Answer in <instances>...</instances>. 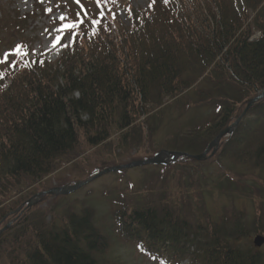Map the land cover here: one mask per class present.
I'll return each mask as SVG.
<instances>
[{"label": "trees", "instance_id": "trees-1", "mask_svg": "<svg viewBox=\"0 0 264 264\" xmlns=\"http://www.w3.org/2000/svg\"><path fill=\"white\" fill-rule=\"evenodd\" d=\"M81 2L85 14L71 1L60 6L74 23L73 39L55 62L0 52V225L12 217L0 233V264H120L111 254L116 243L133 245L151 264H264V248L249 238L264 234L263 212H228L216 221L189 216L171 190L157 191V180L116 192L108 226L85 205H63L56 215L51 209L48 219L28 214L34 209L17 190L48 175L63 156L113 148L114 134L120 145L113 150L150 145L163 108L176 109L173 119L198 108L186 124H162L170 130L162 145L199 153L264 89V0H150L141 10L129 0ZM116 6L128 24L111 15ZM25 18L16 16L6 32L21 46L28 42ZM220 142L216 159L263 168L264 99ZM203 160L180 155L146 166L157 167L161 179L183 161L197 175ZM15 196L21 198L7 204ZM256 197L264 203V189Z\"/></svg>", "mask_w": 264, "mask_h": 264}, {"label": "rangeland", "instance_id": "rangeland-1", "mask_svg": "<svg viewBox=\"0 0 264 264\" xmlns=\"http://www.w3.org/2000/svg\"><path fill=\"white\" fill-rule=\"evenodd\" d=\"M64 1L0 0V50H2L3 55L6 56L12 53V47H17V42L19 41L17 38H8L6 36L7 29L15 26L13 21L16 15L28 14L27 23L29 27L24 34L25 39L28 40L26 45L29 52L28 56H37L41 59L55 62L60 57L64 50L63 48L71 40L67 27L60 26L62 23H59L60 21L64 22L66 17L65 10L60 8V6L64 5ZM129 1L135 9L141 10L147 7L150 0ZM36 8L34 17L32 14ZM114 9L111 10V15L128 24L129 20L126 17L124 8L116 6ZM256 35L254 34L252 38L256 37ZM75 95L78 94L75 93ZM262 99L264 97L260 100ZM250 107L246 105L239 114V111H237L235 113V115L238 114L236 118L240 117L244 111L243 116H245ZM163 109L165 121L162 124L175 120L176 127L186 124L187 121L194 120L200 114V111L196 108L195 110L192 109L191 114H185V116L173 119L170 114L177 113L176 109ZM153 110L159 109L154 108ZM153 110L151 112H154ZM162 124L153 132L154 135L153 137L151 136L152 141L150 145H147L145 142L139 148H125L124 150L116 148L113 150L114 146L117 145V141H115L117 134H114L109 139V142L113 141V148L111 144L104 147L103 145L106 143L101 146L80 148L81 152L77 157L63 156L55 164V169L42 179L35 181L26 180V185L19 187L17 191L18 193L24 192L21 197L28 198L29 202L28 206H26L34 209L30 210L28 214L33 216V213L43 212L48 219L47 212H51V209L54 211L53 214L56 215L64 210L63 205H72L75 209L82 208L85 205L87 209L93 212V216L99 224L106 226L111 223L112 207L114 206L111 200L117 199L116 192L122 193L123 189L128 191L144 190L145 186L151 184L148 182L154 180H157L153 183V186L157 187V191L160 189L159 186H161L160 193L162 190H171L174 195L180 198L177 201L178 208L181 211H185L184 213L188 212L189 216L196 218L200 216L201 218L204 215V219L216 221L217 217L222 218L228 212L234 215L239 211H246L249 217L260 211L264 213V203H258L256 197L258 196L259 188L264 189V167L255 168L239 164L236 162L237 160L216 159L222 147L220 139L224 135L219 139L217 145L211 146L206 152L204 162L202 163L203 167H201L203 170L197 175H189L192 169H185L187 168L185 165H188L186 161L175 164L171 169L172 171L169 174L167 173V178L163 177L161 179L157 178V173H159L157 172L158 168L151 166H132L126 168L125 171H107L103 173V169L105 168L111 169L116 165L130 163L131 161L149 159L154 156L153 152L156 149L164 148L166 151H176L174 149H166L162 145L167 141V131H170L169 129L162 128ZM231 124L229 125L231 126ZM235 127L236 125L228 133H231ZM109 142L107 141V143ZM154 144L158 148H155ZM182 152L188 154L197 153L195 150H185ZM118 153L120 154L119 156L117 155ZM200 153H203V151L197 154ZM110 155L112 157H109ZM108 157L110 161H104ZM181 164L184 165L182 168ZM180 168L182 171H180ZM191 183L193 189L186 194L183 189L189 187ZM29 184H31V187H27ZM57 187L66 190V194H45L46 191ZM195 187L197 188L196 190H194ZM21 197H10L7 204L11 200ZM11 218L7 219L4 225ZM4 225H0V228L4 227ZM256 235L264 236L263 233L253 234L249 237L252 242ZM112 247V257L117 260L119 259L120 264H151L137 252L133 245L116 243ZM258 248H264V244ZM185 263L182 262V264Z\"/></svg>", "mask_w": 264, "mask_h": 264}, {"label": "water", "instance_id": "water-1", "mask_svg": "<svg viewBox=\"0 0 264 264\" xmlns=\"http://www.w3.org/2000/svg\"><path fill=\"white\" fill-rule=\"evenodd\" d=\"M263 97H264V89L255 98L250 99L248 104H247V106L250 107L254 102H256V101L258 102V100H260ZM244 112L242 113V115L240 117H238L234 121L233 124H231V126H228L225 130L220 132L218 134V136L216 137V139H214V141H212L208 145L207 149L201 154L191 155V154L182 153V152L170 153V152H168L166 150H162V151H160L157 155H155L152 158L130 162V163L122 165V166H115V167H112L111 169L110 168L109 169H105L103 171V173L107 172V171H114V170H119V169H122V168L132 167V166H141V165H147V164H163V163L165 164V163H168L170 160H175L177 158V156H180V155H186V156H189L190 158H193V159H196V160H200V159L205 157L206 152L211 148V146L217 145V143L219 141V138H221L224 134L230 132L232 130L233 126L238 124L240 119L243 117ZM170 154L172 155V158H170V156H169ZM65 192H66V190H64L63 188H59L58 187V188L50 189V190L46 191V193L45 192L44 193L45 194H48V193H50V194L62 193L63 194ZM253 241H254V245L259 247V246H261L264 243V236L257 235V236H255Z\"/></svg>", "mask_w": 264, "mask_h": 264}, {"label": "snow or ice", "instance_id": "snow-or-ice-1", "mask_svg": "<svg viewBox=\"0 0 264 264\" xmlns=\"http://www.w3.org/2000/svg\"><path fill=\"white\" fill-rule=\"evenodd\" d=\"M49 11H50V9H49ZM62 18V17H61ZM65 27H70V25H65Z\"/></svg>", "mask_w": 264, "mask_h": 264}]
</instances>
